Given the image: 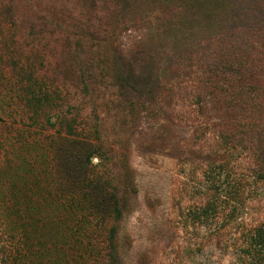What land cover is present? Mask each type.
I'll return each mask as SVG.
<instances>
[{
    "label": "rangeland",
    "instance_id": "1",
    "mask_svg": "<svg viewBox=\"0 0 264 264\" xmlns=\"http://www.w3.org/2000/svg\"><path fill=\"white\" fill-rule=\"evenodd\" d=\"M1 2L24 54L42 58L31 70L62 85L80 132L63 136L96 184L52 185L55 129L29 124L0 74V261L93 264L111 224L118 264H253L264 181L238 148L223 169L206 159L238 145L240 94L264 90L256 1Z\"/></svg>",
    "mask_w": 264,
    "mask_h": 264
},
{
    "label": "trees",
    "instance_id": "2",
    "mask_svg": "<svg viewBox=\"0 0 264 264\" xmlns=\"http://www.w3.org/2000/svg\"><path fill=\"white\" fill-rule=\"evenodd\" d=\"M255 1L258 8L256 9L258 18L260 17L259 23L262 24L264 22V0ZM21 39V30L7 13L4 14V5L2 6L1 2L0 74L7 72L14 81V99L26 110L29 124L43 132L48 131V129H55L56 137L45 136L44 140L51 156H53L50 169L52 185L54 179L57 181L54 184H61L59 180L62 182L69 181L72 190L67 192L78 194L81 191V184H84L85 187L91 183L96 184V178L89 177V172L93 171L88 159L86 158L84 161L81 154L75 151L70 153L69 151L72 149L68 146L66 137L63 136H80L77 120L74 116L65 115L63 112L62 85L52 83V80L47 79L38 71L31 70L33 63L35 66L36 63H40L42 58L41 56L30 57L32 56L30 53L24 54L20 46ZM257 65L256 77L261 80L264 78V61H259ZM263 93L264 90L260 89L253 91V93L244 91L240 94L242 104L237 109V115H232L233 118H231L229 126V134L234 135L233 138H237L239 143L234 147L215 148L207 156L206 161L209 166L218 167V169L222 167L223 169L224 165L227 166V164H222V152L230 153L231 149L238 148L250 161L251 167L247 170L249 174L257 180L264 181V116L258 120L251 117L254 112V114L264 113ZM226 157H230V154L227 153ZM63 175L70 179H65ZM255 233L256 237L253 239L252 250L253 264H264V224L258 226ZM112 243L113 246L111 244L110 224L106 231L105 248L103 252L99 253L93 264H118L113 240ZM0 264L5 263L2 260Z\"/></svg>",
    "mask_w": 264,
    "mask_h": 264
}]
</instances>
